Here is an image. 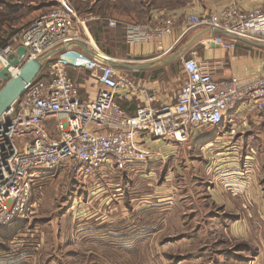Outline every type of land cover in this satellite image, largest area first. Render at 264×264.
I'll use <instances>...</instances> for the list:
<instances>
[{
  "label": "built area",
  "instance_id": "built-area-1",
  "mask_svg": "<svg viewBox=\"0 0 264 264\" xmlns=\"http://www.w3.org/2000/svg\"><path fill=\"white\" fill-rule=\"evenodd\" d=\"M56 1L53 8L21 28L20 43L27 52L19 65L10 68L11 75H18L28 60L80 41L94 52L91 57L100 87L93 100L83 101L67 67L53 55L43 63L37 78L26 85L23 95L0 116V229L31 211L33 192L40 188L32 181L35 172L68 168L86 177L124 171L150 160L152 156L143 146L147 138L184 143L191 138L193 128L218 126L240 105H247L250 111L264 110V75L254 79L234 76L217 82L208 69L189 57L183 58L186 81L176 102L155 108L153 95L126 70L99 59L97 55L102 51L90 35L81 33L94 15L81 14L76 2L94 6L97 0ZM179 19L177 15H166L154 24H125L126 41L130 45H160L173 34ZM118 24L115 19L108 21L111 28ZM206 27L215 30L214 43L225 49H234L240 40L264 43V6L245 10L233 0L217 13H189L184 17L181 37ZM15 52L16 48L9 44L0 49V71L8 65L7 56ZM80 62L76 58L73 64ZM1 83L3 80L0 86ZM136 95L143 97L144 105L128 114L119 99L131 101ZM229 133L234 136L237 129L231 128Z\"/></svg>",
  "mask_w": 264,
  "mask_h": 264
},
{
  "label": "rangeland",
  "instance_id": "rangeland-1",
  "mask_svg": "<svg viewBox=\"0 0 264 264\" xmlns=\"http://www.w3.org/2000/svg\"><path fill=\"white\" fill-rule=\"evenodd\" d=\"M92 37L105 55L125 57L119 34L118 43L103 40L114 56ZM124 60L135 64L131 57ZM177 73L178 68L170 73L172 89L179 83ZM95 74L87 70L75 76L96 80ZM246 138L248 143L236 144V154L220 155L208 166L215 170L233 163L230 171L258 174L263 188L249 192L251 197L244 194L242 200L243 194L230 191L246 207L230 211L212 203L205 179L195 177L199 182L192 184L178 170L166 175L170 162L165 169L163 160L153 164L158 171H128L124 182V171L85 177L61 169L60 176L46 178L33 192L26 217L0 229V264H264V140ZM195 187L201 189L199 199L193 198Z\"/></svg>",
  "mask_w": 264,
  "mask_h": 264
},
{
  "label": "crops",
  "instance_id": "crops-1",
  "mask_svg": "<svg viewBox=\"0 0 264 264\" xmlns=\"http://www.w3.org/2000/svg\"><path fill=\"white\" fill-rule=\"evenodd\" d=\"M231 1L233 0H97L94 6H90L86 2L77 1L76 7L83 15L90 13L94 15V18L88 21L86 30H81L84 36L88 37L90 35L92 37L94 30L104 25L109 27V19H115L119 24L112 31L119 32L120 40L127 46L125 57H131L134 59V63H149L175 51L190 35L201 30H191L181 37L186 15L189 13L199 15L217 13ZM235 1L245 10L264 6V0ZM55 2V0H3V3L0 4V15L6 16V20L0 26V41L14 42L13 46L17 49L21 45L20 29L33 18L53 8ZM166 15H177L180 19L173 34L166 38L162 44L139 43L130 45L127 43L125 24L132 22L154 24ZM179 38L180 40L174 45ZM212 38L213 36L199 41L182 58L175 62L146 70L126 71L131 74L142 88H146L153 95L154 101L152 105L155 108L176 102L180 90L186 81V72L183 68V58L185 57L193 58L201 63L203 67L212 73L214 80L217 82L230 80L234 76L242 79H254L264 75V43L240 40L236 42L234 49H225L214 43ZM226 38L230 37L226 36ZM4 44L5 42L0 44V49ZM172 45H174L173 49L165 54V51ZM118 57L116 59H119V61H125V57L122 54H119ZM53 58L64 63L69 71H72L71 75L74 76L81 99L83 101L93 100L100 87L97 79L87 80L81 79L80 76H75L77 72L81 73L87 70L96 73L95 63L91 55L75 45L59 51ZM76 58L80 59L81 62L74 65L73 61ZM173 68H178L177 76L179 77V83L174 89L170 86L169 80ZM119 102L125 107L128 114H134L137 107L144 105L145 101L141 95H136L131 101L119 99ZM231 128L237 129L236 135H230L229 131ZM249 135L258 137V140H264V110L261 112L250 111L247 105H240L226 115L222 126L193 128L191 138L187 142L180 143L169 138H147L143 146L153 152L152 158L147 161L151 166L145 163L129 166L123 172L122 181L124 182L128 178V171L134 172L137 169L138 173H143L142 171H147L149 167L153 171L159 169L156 166L157 162L163 160L161 166L163 168L170 162V171L166 175L169 173L174 175L175 171L178 170L177 172L180 174L186 175L185 177L187 178H183L184 182L192 184H198L199 180L194 181L193 178L201 176L208 183L209 187L207 190L211 197L209 193H206V195L212 198V203L223 206L230 211H237L241 205L244 206V203L242 204L240 200L230 194H243L238 195L242 200L245 199L244 194H247V198L251 197L252 193L249 192L259 191V188H263L258 180V174L253 177H247L236 170L230 171L233 163H228L226 167L219 164L222 167H217L215 170L209 169L208 166L214 158H218L220 155L236 154V151L240 149L236 144L240 141L243 143L247 142L246 137ZM235 169H239V167L235 165ZM60 170L55 172H35L32 175V181L34 185H40L46 178L59 175L58 172L60 173ZM61 171L63 172V170ZM119 185L121 186V184ZM195 189L196 197L193 196V198L199 199L201 194L198 193L201 189L196 187ZM223 191L227 192L222 194ZM183 194L182 192L181 198H183ZM186 196L188 195H185L183 199H187ZM256 197V200H259V194ZM167 199H171V197Z\"/></svg>",
  "mask_w": 264,
  "mask_h": 264
},
{
  "label": "water",
  "instance_id": "water-1",
  "mask_svg": "<svg viewBox=\"0 0 264 264\" xmlns=\"http://www.w3.org/2000/svg\"><path fill=\"white\" fill-rule=\"evenodd\" d=\"M215 30L211 27H206L198 32L190 35L187 40L180 45L175 51L168 55L159 58L149 63H123L119 59L109 57L106 61L108 64L119 67L124 70H146L162 65H166L182 58L184 54L199 41L205 38H211ZM11 45V44H9ZM73 45L80 47L85 53L94 55V52L81 42H74ZM7 45L5 46V48ZM70 46L66 45L55 51H52L38 59L26 61L20 68L18 75L12 76L10 68L19 65L21 57L27 52L26 47L20 45L16 52L7 56L8 65H5L0 71V80H3L5 85L0 89V116L7 111L24 93L26 85L34 81L42 70L43 63L59 51L66 50Z\"/></svg>",
  "mask_w": 264,
  "mask_h": 264
},
{
  "label": "trees",
  "instance_id": "trees-1",
  "mask_svg": "<svg viewBox=\"0 0 264 264\" xmlns=\"http://www.w3.org/2000/svg\"><path fill=\"white\" fill-rule=\"evenodd\" d=\"M3 3V0H0V4ZM1 16V15H0ZM3 14L2 16L0 17V26L1 24H3L4 22L2 21V18H3ZM105 26V25H104ZM104 26H101V27H98L96 30L93 31V35L94 37L96 38L97 42L101 45V47H103V50L109 54V55H115L113 54L112 50L111 49H108L106 46H105V42L103 41L104 39L108 42H116L118 43V39L116 37V34H119V32H115V31H112L113 28L109 29V27H104ZM1 29V27H0ZM120 36V35H119ZM121 36L119 37V44L121 43V40H120ZM5 44H11L13 45L14 42H7V41H4ZM4 42H1L0 41V44H3ZM4 44V45H5ZM43 77V72L40 74L39 78ZM2 229V228H1Z\"/></svg>",
  "mask_w": 264,
  "mask_h": 264
},
{
  "label": "bare ground",
  "instance_id": "bare-ground-1",
  "mask_svg": "<svg viewBox=\"0 0 264 264\" xmlns=\"http://www.w3.org/2000/svg\"><path fill=\"white\" fill-rule=\"evenodd\" d=\"M99 59H106V61L109 59L107 55L103 54L102 52H100L98 55Z\"/></svg>",
  "mask_w": 264,
  "mask_h": 264
}]
</instances>
